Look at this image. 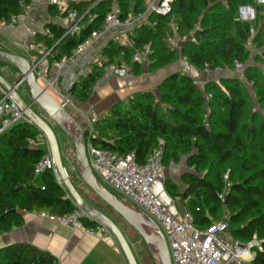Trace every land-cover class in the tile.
Segmentation results:
<instances>
[{
  "label": "trees",
  "instance_id": "obj_1",
  "mask_svg": "<svg viewBox=\"0 0 264 264\" xmlns=\"http://www.w3.org/2000/svg\"><path fill=\"white\" fill-rule=\"evenodd\" d=\"M29 1L0 0V20L20 13L21 2ZM254 2L176 0L168 15L151 14L149 22L155 25L144 24L131 34L134 49L151 46L149 71L179 58L200 71H232L234 62H238L244 67L243 78L209 81L200 88L190 76L172 73L155 91L137 93L115 103L108 116L94 124L95 135L90 142L96 149L121 156L133 153L139 164H144L160 143L163 167L178 164L186 157L188 171L181 176L183 189L165 179V191L186 208L199 229L222 219L227 211L232 238L242 245L259 243L252 248L254 258L249 264H264V69L246 66L251 52L245 47L250 28H254L252 42L255 50L260 51L255 61L264 68V6H257L254 22L236 19L239 7ZM132 3L69 1L67 10L82 17L80 34L63 37L64 28L47 24L52 37L38 35L37 42L52 49V65L73 55L81 42L101 28L115 5L126 16ZM53 12L59 13L56 8ZM89 15L95 18L89 21ZM171 21L177 27L178 37L192 31L197 43L186 41L179 51L171 50L166 42L167 36L173 35ZM133 51L109 43L102 51V67L93 65L73 85L72 99L87 101L110 64L125 61L132 74L138 75L142 65L132 61ZM3 66L6 65L0 64ZM38 133L35 126L19 123L0 136V235L21 227L24 212L45 210L64 216L76 209L51 170L40 175V185L34 183V168L44 151L30 147L28 140ZM82 222L90 228L98 226L87 219ZM0 264H57V260L47 251L18 243L0 248Z\"/></svg>",
  "mask_w": 264,
  "mask_h": 264
},
{
  "label": "built area",
  "instance_id": "obj_2",
  "mask_svg": "<svg viewBox=\"0 0 264 264\" xmlns=\"http://www.w3.org/2000/svg\"><path fill=\"white\" fill-rule=\"evenodd\" d=\"M174 1L176 0H132V10L126 16H123L122 9L115 5L106 14L101 28L93 31L81 42L73 55L63 57L52 65L49 63V53L52 49H47L40 42H36V50L33 53L26 51L24 56L29 59L31 70L42 88L53 98H59V101L56 100L66 110L68 108L73 109L74 103L61 92L58 85L61 70L77 55L90 49L103 36L110 34L113 30H120V33L113 35L109 43L133 49V62L141 65L150 64L151 46L145 45L140 49H134L131 34L144 24L155 25V23L149 22V16L151 14L168 15L171 11V4ZM49 3L56 6L61 15V25L65 30L63 37L78 36L81 31L80 20L82 17H79L75 11H68L67 4L63 0H49ZM257 6H264V0H255L252 5L239 7L236 19L239 22H254ZM20 7V13L10 15L6 20H0V26L4 27L9 23L23 24L25 12L31 8V4L21 2ZM87 13L88 11L85 12V15H88ZM94 18L95 16L89 15V21H92ZM169 26L173 35L167 36L166 42L171 50L179 51L180 45L186 41L197 43L192 31L188 32L186 36L178 37L174 21H171ZM28 33L31 36L36 35L31 30H28ZM41 34L49 38L52 37L47 27L42 30ZM249 34L245 47L252 53L255 51L252 42L255 34L254 28H250ZM103 62L104 59L101 57L95 60L93 65L102 67ZM233 65L236 71L243 69V65L238 62H234ZM130 74L131 69L129 65L125 61H120L117 64L108 65L101 80L103 81L109 75L126 77ZM23 84L24 82L21 81L17 85H13L14 91L18 93L19 87ZM96 122L97 118L92 116L87 119L84 126L87 130L86 150L92 173L106 189L110 188L119 196L124 197L128 203L139 208L158 225L167 242L172 264H229L232 261L250 263L253 260L254 257L251 250L253 247L259 246L257 241L244 245L235 241L232 246L222 241L220 236L225 234L228 228L225 217L211 222L204 229H199L194 226L193 218L187 210H184L180 215H175L170 211L169 207L151 193L150 186L153 181L162 175V143L147 158L144 164H139L136 162L133 153L121 156L108 150L94 148L90 140L95 135L94 124ZM19 123L33 126L32 121L20 110L10 97V94L0 86V136ZM38 132L36 137L28 140L30 147L44 151L42 158L35 165L34 176H40L46 170H51L55 174L58 183H60L49 143L45 135L39 130ZM38 216L51 223L66 226L72 230H79L84 234L97 235L110 240L113 238L110 232L102 226H97L96 228L85 226L82 221L86 215L77 207L73 212L64 216L52 215L45 210L40 211ZM88 220L91 221L89 218ZM224 253L229 255L228 261L224 260Z\"/></svg>",
  "mask_w": 264,
  "mask_h": 264
},
{
  "label": "crops",
  "instance_id": "obj_3",
  "mask_svg": "<svg viewBox=\"0 0 264 264\" xmlns=\"http://www.w3.org/2000/svg\"><path fill=\"white\" fill-rule=\"evenodd\" d=\"M63 1L67 4L69 1L80 0ZM28 3L31 4V8L25 12L23 24L9 23L4 27L0 26V50L22 55H25L26 51L33 53L36 50L35 44L37 42V36L42 35L41 32L47 27V24H55L62 27L61 15L53 12L55 8L56 10H58V8L51 5L49 0H30ZM28 30L34 31L36 35L31 36ZM119 33L120 30H113L110 34L103 36L90 49L77 55L59 74L58 85L61 92L68 96L74 103V108L69 110L76 114L82 120V123L75 118L72 113L67 111L83 126L86 125L87 119L92 116L96 117L97 120L107 117L109 109L115 103L126 101L137 93L155 91L157 86L168 77L169 74L174 72L188 74L200 88L209 81H216V78H241L231 75L229 72L232 71L230 70H219L221 72L218 73L209 72V70L200 71L192 68L191 70H189L190 68H185L187 72L185 73L182 71L184 67L180 64L183 63L184 59L179 58L177 62L153 71L148 70L149 64H144L138 75H134L132 72L126 77L109 75L94 86L87 101H74L70 93L71 88L82 76L87 75L91 71L94 61L102 57V51L111 41L112 36ZM3 73L4 69L0 67V74L5 78ZM7 82L13 85L17 81L12 83L7 80ZM162 168L163 173L161 177L156 178L151 185L152 191L160 197L163 203L169 207L175 215H180L186 208L177 199L169 196L164 189V185L162 189L158 181L163 180L164 182L165 179H170L182 190L183 185L181 183V176L188 171L186 167V157H183L178 164H170L167 167L162 166ZM34 183L40 185V176L35 178ZM115 195L124 200L121 196ZM97 208L105 212L100 207ZM22 216L24 223L21 227L0 235V248L18 243H26L39 250L47 251L52 254L56 258L57 264H127L114 238L110 240L97 235L84 234L79 230H72L69 227L51 223L41 219L37 212H24ZM221 239L229 246L235 243V240L229 233L223 234ZM251 252L254 257L253 249ZM223 258L225 261H228L229 255L224 253ZM229 264L249 263L232 261Z\"/></svg>",
  "mask_w": 264,
  "mask_h": 264
},
{
  "label": "water",
  "instance_id": "obj_4",
  "mask_svg": "<svg viewBox=\"0 0 264 264\" xmlns=\"http://www.w3.org/2000/svg\"><path fill=\"white\" fill-rule=\"evenodd\" d=\"M0 64L12 67L19 72L20 77L13 85H17L21 81L26 84L29 102L15 92L14 86L10 85L0 74V86L10 94L20 110L32 121L33 126L45 135L50 146L57 177L60 180L59 184L67 192L68 199L86 215L84 219L89 218L110 232L127 264H139L131 246L115 221L85 200L71 182L63 166L58 139L52 124L61 130L73 145L77 174L82 184L142 238L157 264H172L167 242L158 225L139 208L112 194L96 179L87 156V130L42 88L31 70L29 59L22 54L0 50ZM33 106L37 107L41 113L35 112ZM226 233H231L229 227Z\"/></svg>",
  "mask_w": 264,
  "mask_h": 264
},
{
  "label": "rangeland",
  "instance_id": "obj_5",
  "mask_svg": "<svg viewBox=\"0 0 264 264\" xmlns=\"http://www.w3.org/2000/svg\"><path fill=\"white\" fill-rule=\"evenodd\" d=\"M258 54H260V51H258V50L253 51L251 53V56H250L249 60L246 63V66L247 65H252V66H257V67H259L261 69H264L263 66H262V64H260L258 61H255V57L258 56ZM180 64H181L182 67H184V69L182 71H184L185 73H187L185 68H187V69L190 68L189 70H191V68L192 69H196L195 67L191 66L190 64H188L185 61H183V63H180ZM2 68L4 69V73L3 74L5 75V78L9 82L14 83L20 77L19 72L16 69H14L12 67H9V66H3ZM243 69H244V67H243ZM243 69L241 71H233L232 70V72H229V73L231 75H234V76H237V77H241V79H242L243 78L242 77ZM196 70H198V69H196ZM212 72H218V73H220L221 71L214 70ZM169 75H171V74H169ZM184 75L189 76L188 74H184ZM216 79L217 80L215 82L216 83H219V81L221 79H223V78H221V79L220 78H216ZM18 94L25 101L29 102V97H28V93H27V86H26V84H23V85H21L19 87ZM56 99L58 101L60 100L57 97H56ZM69 109L70 108H68L67 110L70 113H72V111H70ZM33 110L35 112L41 113L40 110L37 107H35V106H33ZM72 115L75 118H77L79 121H81V123H82V120L76 114L72 113ZM52 127H53L54 132H55V134L57 136V139H58V143H59V147H60V152H61V156H62L63 166H64V168H65V170H66V172H67V174H68L71 182L73 183V185L75 186V188L77 189V191L80 193V195L85 200H87L89 203H91L92 205H95L96 207H100L101 209H103L115 221V223L117 224V226L120 228V230L124 234L125 238L127 239L129 245L131 246V249H132V251H133V253H134V255H135L136 259H137V262L139 264H157L155 258L153 257V255L149 251L148 247L146 246V244L144 243V241L142 240V238L130 226H128L119 216H117L115 213H113L107 207H105L92 194V192L86 186H84L82 184V182L80 181V179L78 177V174H77V169H76V156H75V151H74V147H73L72 143L66 138V136L63 134V132L61 130H59L55 125L52 124ZM162 173H163V168H162ZM225 179H226V177H225ZM158 182H160L159 186L163 189V180L162 181H158ZM151 187L152 186H150L151 193L154 196H156L159 200H161L159 196H157L156 194L153 193ZM108 189L111 190L110 188H108ZM111 191L114 194H117L113 190H111ZM122 198L124 200H126L124 197H122ZM170 211H171V209H170ZM223 216L227 219L228 218V212L226 211Z\"/></svg>",
  "mask_w": 264,
  "mask_h": 264
}]
</instances>
